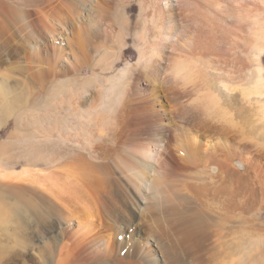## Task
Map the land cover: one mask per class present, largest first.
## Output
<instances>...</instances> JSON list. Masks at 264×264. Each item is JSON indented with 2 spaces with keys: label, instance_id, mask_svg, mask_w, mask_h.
<instances>
[{
  "label": "bare ground",
  "instance_id": "1",
  "mask_svg": "<svg viewBox=\"0 0 264 264\" xmlns=\"http://www.w3.org/2000/svg\"><path fill=\"white\" fill-rule=\"evenodd\" d=\"M34 1L20 3L13 0H0V34L10 25L21 24L22 17L26 19L28 17L26 22H22L20 28L27 32L40 26L41 32L38 34L27 32L24 38L26 49L29 52L38 53L37 50L47 41L54 44L53 51L48 52L50 53L48 54L49 65L45 74L38 73L40 63V65L31 64V67L29 64L32 74H0V128L10 119L17 118L21 121L20 119L26 118L27 109L36 99V95L31 90L36 89L35 85L39 81L43 83L44 79L50 80V77L54 76L56 64L61 62V59L66 64L72 65L65 54V50L69 48L71 53H76L71 46L72 39L69 35V29L72 26L81 27L83 34L85 33L88 38L86 41L87 38L84 37L85 45L88 47L85 50L90 48L92 54L97 56V59L95 55L92 57L93 61L89 59L88 66H99L101 72L115 69V64L122 59L123 49L127 46L131 19L127 15L126 8L121 9V4L118 5L117 1L119 10V7L110 6L111 4L108 5L105 0L106 4L98 2L99 0H61V9L66 10L68 15L62 14L61 10L54 9L55 7H50L52 9L38 7ZM49 1L45 0L44 3ZM122 1H125L126 5L130 0ZM143 1L146 5L150 0ZM231 1L232 5L229 2L228 5L223 0H202V3L196 0L149 2L146 8L148 7L151 14L146 15L149 10L144 12L142 9L145 13H142V16L143 14L145 16L144 22H141L143 31L136 36L139 59L135 65L129 64L118 73L121 79H113L110 89L128 87L133 74H142L149 86L160 87L166 92L165 95L167 94L173 110L177 108V103L180 104L179 117L188 122L189 126L191 125L204 135L233 136L239 144L258 152L264 159V9L258 8V5L263 6L264 0H243L241 4L245 1L248 9L246 4L244 6L235 4L238 7L231 8L234 0ZM145 5L142 6L146 10ZM252 5L255 6L250 9ZM26 8H31L30 11L33 9L32 11L37 14L36 21L29 20L33 12H29ZM117 43H121L118 51ZM82 47L84 48V44ZM113 50H116L114 55H112ZM213 54H219L218 58H224L225 66L219 68L222 60L218 61ZM11 56L12 54H9V57ZM209 58L214 59V62ZM79 67L81 68V65ZM207 74L209 77L211 74H217V76L227 74L229 78H223L218 84L208 80L204 83L201 78L208 79ZM229 74H242V76L249 74V76L244 75L242 82L234 83V81H228L234 79V76ZM66 75L60 79L59 85H67L69 79ZM204 75L207 78H204L206 77ZM161 76L162 80H160ZM54 77L53 81H55ZM213 77L215 78L214 75ZM84 80L83 78L74 79L73 83L77 90L84 89L86 86L84 84L88 81ZM215 86L221 89L220 95L212 90ZM183 99L188 100L186 105L181 101ZM174 101L177 103L175 104ZM106 103L110 104L111 100ZM173 110L171 114L174 113ZM167 119L164 127L172 129L175 126L177 140L180 138L183 140V147L180 145L178 148L175 147L178 149H173L176 153L173 152V155L170 153V158L166 156L167 158L163 160L157 159V150L164 147L163 142L167 134L165 131V133L157 134L156 139L152 141V146L131 143L129 149L124 146L122 141L124 137L121 136L126 133V130L122 133L124 131L120 129L124 127V123H120L123 126L118 123L120 128L116 126L117 128L113 129L121 130V132L117 131L119 133L116 132L109 141H101L95 147L92 141L94 145L91 143L93 146L91 145L90 149L84 142L77 139H74L75 141L69 138L64 139V137L59 139L74 143L71 146L72 154L68 157L69 163L77 168L82 167L83 171L80 173L86 182L105 188L116 184L121 189L119 204H121L122 218L127 221L122 220L117 227L129 229L146 215H152L153 218L160 217L156 225L152 224L154 221L148 219L142 224L138 223V234L141 233L146 238L145 247L138 255L147 264H167L165 256L169 251L179 262L174 245L167 247L165 242L158 238L159 231L165 233L169 231L171 237L175 238L177 248L182 250L191 246L190 243L193 240L208 241V245L200 244L204 248L198 251L202 252L201 255L205 254L206 263L198 262V259L196 261L188 259L184 262L186 264H264V213H262L264 205L254 207V201L253 208L247 210L246 206L250 203L245 204V198L248 195L245 196L243 189L247 174H250V177L253 173L262 171L264 166L261 161L257 158L253 161L254 154L247 150L248 153L245 152L246 155L243 156L244 161L240 162L244 166L242 171L239 164L235 162L240 156L238 153L241 150L237 151L239 146L225 143L226 141L224 142L222 138H217L216 142L207 137V140H201L197 133H190L187 127L178 126L175 123L178 119L176 121L171 117ZM31 163L32 161L28 162L21 172L8 174H5L7 171L4 164H0V187L9 185L12 188V201H7L0 195V214L5 211V213H14L21 217L23 213L29 211L35 217L39 216V206L36 202L38 186L45 187V191L57 197V192L54 191L57 188L54 187L59 185L58 181L62 180H57L59 174H55L57 173L55 171L51 173L44 171L43 174V171L32 167L34 165ZM236 168L240 171H234ZM240 172H245L246 175L243 173L242 176ZM61 174L60 177L63 178ZM67 183L69 184L70 181ZM57 187L60 189L61 186ZM68 188L71 189L69 186ZM261 189L262 201L260 199L259 201L264 204V187L263 191ZM60 191L63 193V188ZM42 199L48 204L51 203L47 196H42ZM168 206L171 210L169 215L162 211V208ZM92 210L88 211L80 222L92 224L95 220H100L99 215ZM212 220L216 222L213 223ZM178 233L180 239L186 236L183 241L176 236ZM197 233L203 235L204 239L203 237L196 239ZM148 246L153 248L155 256L150 254ZM198 247L197 250H199Z\"/></svg>",
  "mask_w": 264,
  "mask_h": 264
},
{
  "label": "rangeland",
  "instance_id": "2",
  "mask_svg": "<svg viewBox=\"0 0 264 264\" xmlns=\"http://www.w3.org/2000/svg\"><path fill=\"white\" fill-rule=\"evenodd\" d=\"M13 1L25 3L26 1L33 0ZM42 1L43 0H35L34 2H36L35 4L38 5V7L43 6L44 9H52L50 7H55L54 9H60L62 14L68 15V12H66V10L61 9V0H50L48 3H44L45 0L43 2ZM103 1L99 0L98 2L106 4L105 1H107L108 5L111 4L110 6L119 7L116 5L117 1L118 5L121 4V9L126 8L127 15L131 19V30L127 37V46L123 49L122 59L115 64V69H113L112 71L101 72V68L99 66H88L87 63L89 59L93 61L92 57L94 55L96 56V54H92L93 52H91L92 50L90 51V48L85 50V48H88L85 45V42L88 40V38L86 37L85 33L83 34V30L81 29V27L79 25L72 26L69 29V35L70 39H72L71 46L74 51L76 50V56L74 53L70 52V48L65 50L66 58L69 59L72 65L66 64V62L62 61L61 59V62H58L56 64L55 70L53 72L55 81H53V77H50V80L49 78H46L44 79L43 83L39 81L38 84H36L37 86L35 85L36 89L33 88L31 90L33 91L32 93L36 95V99L32 101L31 107L27 109L26 118L24 120L20 119L21 121H19L17 118H13L12 120L10 119L0 128V157L1 154H3L2 158H0L2 159L0 160V164H4L5 170L7 171L5 174L14 172L18 173L19 171L21 172L23 168L27 166V163H30L32 161L31 164L34 165L32 167H34L38 171H43V174L44 171H48V173L55 171L57 172L55 174H59V178L57 180L62 179L61 181H58L59 185L55 181V185H57H54V188L57 189H54V191L57 192V197L51 196L47 191H45V187H36V202H38L37 206H39V216H37L38 218L29 211L23 213L24 216L21 215V217L20 215L18 216L14 213H5V211L0 214V264H147V262L138 255L146 244L145 236L141 233L138 234L137 232V228L139 227L138 223L142 224L148 219L150 221H154L152 222V224L156 225L159 222L160 217L157 216L158 218H155L154 216L153 218L152 215H146V217L143 216L139 221L135 222L129 229H120L119 227H117L122 220L127 221V219L122 218L121 204H119L122 194L121 189L116 186V184L112 185L113 187H109L110 189L108 187H106L108 188L106 189L105 187L97 186L94 183L90 184V182H86L80 173L83 171L81 169L82 167L77 168L69 163L70 161L68 157L72 154L73 150L71 146L74 143L69 141H61L59 139L61 137H64V139L69 138L72 140L77 139L79 141H82L90 149L93 142L95 144H93L95 147L101 141H109L117 131L121 132V130L118 129L120 128V126L124 125V127L120 128L123 129L122 131H124L122 133H125L126 130L125 135H121L124 137L122 138V141L124 146L127 147L126 149H129L131 147L129 146L131 145V143L141 145L144 144L145 146L149 144L148 146L150 147L153 145L152 141L156 139L157 134L165 131L167 134L163 142L164 147L161 150H157V159L160 158V160H163V158H170V153H172L173 155V152H175V150L173 149L178 148L179 145L183 147V140H180L181 138L177 140L178 136L176 130H174L175 126L172 129L170 127H164L168 120L167 118L171 117L172 119H175V121L176 119H178L177 122H175L178 126L181 125L182 127H187L190 133H197L201 140H205L206 137L207 139L212 138L213 141H215L217 138H222L224 139V142L226 141L225 143L239 146V149L237 151L241 150L238 153V155L240 154V156L235 160V162L239 164L238 166L240 169H242V171L244 169V166L240 164V162H242V160L244 161L243 156L244 154L246 155L245 152L248 153V151L254 154L252 159L253 161H256L255 158H257V160L261 161L262 166H264V159L262 158V156H260L258 152L250 150L247 146H244L241 143L239 144L238 140H236L235 137H226L223 135L218 136V134H205V136L202 132L195 130V128L191 125L189 126L188 122H186L185 120L183 121V119L181 120L178 111V106H180V104L178 105L177 101H174L175 104L177 103V108H174L173 110V108H171L170 106L171 102L166 96L167 94L165 95L166 92H164L160 87L152 88L151 86H149L142 74H133V79L128 87L122 86L117 90L110 89V85L113 83H111V81H113V79H121L120 74L118 73L121 70L125 69L129 64L135 65L137 63V60L139 59V51L136 47V36L138 33H141V31H143L141 25L145 19L144 12H147L149 10L148 7L146 8V6L149 2L152 3L153 0H150L149 2L146 1L148 2L146 5L144 3L145 1L143 0H128L129 4L126 5L124 3L125 1L122 0H120L121 2H119V0ZM128 1L126 3H128ZM197 1H200L202 3V0H196V2ZM223 1L227 4L228 2L229 4L232 3L231 0H226L227 2L225 0ZM234 1V5L230 6L231 8H235V6L237 5L244 6L246 4L245 1L244 4H241V2L243 3V0ZM238 1H240L239 4ZM219 2L223 3L222 1ZM142 5H145L146 10ZM245 6L248 9V5L246 4ZM254 6L252 5L249 8L251 9V7ZM120 7L118 8V10L120 9ZM258 8L264 9V4L263 6L258 5ZM26 9H28L31 13L33 12L31 14V17H29V20L31 22L32 20L33 22L36 21L38 19V16L36 13H34V11H32L33 9L31 11L29 8ZM142 9L144 10V12ZM142 13H144L143 16ZM147 14H151L150 10L148 11V13H146V15ZM27 19L26 17H22V19H20L21 24L23 21L26 22ZM21 24L17 23L15 26L10 25L0 34V74H32L30 73L32 72L30 70L31 64H41L40 71L38 73L45 74L44 72H46L49 65L48 54L53 51L54 44H52L50 41H47V43L40 47V51L37 50L38 53L32 51L29 52V50L26 49L24 39L25 35L27 34V32H34L37 34L40 33V26H36L26 32L25 30H23V28H20ZM84 37L87 38L86 41ZM83 44L84 48L82 47ZM119 44L121 43H117V51L120 47ZM83 50L85 51V53ZM82 52L84 55L82 54ZM115 52L116 50H113L112 55H114ZM32 53H34V55ZM9 54H12V56L9 57ZM37 54H39L40 56H37ZM213 55L215 56V58L217 57L218 61L219 59L220 61L222 60L219 68L225 66L224 58H218L219 54ZM86 56L88 58H86ZM212 58L209 59L211 60ZM106 59H108V57ZM109 60L111 61L112 59H110L109 57ZM211 61L214 62V59ZM80 65L81 68L79 67ZM75 67L77 68V70ZM18 70L20 72H18ZM35 73L37 74V72ZM62 74H67L66 76L69 79V82L65 86L59 85L60 79L64 76ZM211 75L209 77L207 74L208 79L205 80L201 78L202 80H204L201 81L204 83L207 80L213 82L215 81L216 84H218L219 81L223 78H229L227 74H219L218 76L217 74ZM213 75L215 76V78L213 77ZM222 75L224 76L222 77ZM229 75H233L234 79H229L228 81H234V83H236L237 81L242 82V80H244V75L247 77L249 76V74H243V76L242 74ZM207 76L204 78H207ZM76 78H83L85 79L84 81L88 80L87 83L85 82L84 85L86 86H84V89L82 91L77 90L75 84L73 83L74 79ZM160 80H162V76L160 77ZM212 90L216 94L220 95L221 89L218 86H215V88ZM106 97L108 98V100ZM102 98H106L104 99L105 101L102 100ZM184 99L181 101L184 105H186V102H188V100L184 101ZM110 100L111 103L107 104L106 101L110 102ZM94 103L96 105H94ZM104 103L106 104L103 106ZM173 104L172 106L174 107L175 104ZM172 110L174 111V113L171 114ZM175 111L177 112V114ZM27 113L29 114L27 115ZM165 114H168V116L166 117ZM120 120L122 122H120ZM17 123H19V125H17ZM118 123L124 124H120V126H118ZM116 126H118V129L114 131V128H117ZM134 131L137 134L134 133ZM11 136H13V138H10ZM99 139L100 141H98ZM125 144H127L128 146H126ZM176 144L178 145L176 146ZM159 155L161 157H159ZM240 169L236 168L234 171L239 172ZM263 172L264 167L262 168V171L256 172L257 174L253 173L251 175L252 178L251 176L249 177L250 174H247L250 179H248L247 177V179L245 180L246 183L243 187V189L245 190V196L248 195L245 198V204L250 203L249 206H246L247 210L252 209L254 205V207L264 205L260 203V201H262V199L260 198V188H262L261 191H263L264 187ZM259 173L262 175H260ZM60 174L63 178L60 177ZM240 174L246 175L245 172H240ZM85 178L87 179V177ZM68 181H70V183H74L68 184ZM8 186L9 185L0 187V195L5 197V200L12 201V188ZM57 186H63V193H60V189L62 190V188L60 187V189H58ZM68 186L70 188L72 186L73 187L69 189ZM103 188L105 190H103ZM3 191L4 193H2ZM42 196H47L50 199V205L47 202L43 201ZM253 203L254 205L252 206ZM90 210L95 211L97 215H99L100 220H95L92 224L82 221V224V222L80 221ZM162 211H165V213L169 215V211L171 210L168 206L162 208ZM262 213H264V210L262 211ZM212 221L213 223L216 222V220ZM166 233L159 231L157 236L159 239L165 242L167 247L172 244L174 245L173 247L175 249V255L177 256V260L179 261H176V259L173 257V254L170 253L168 248L169 253H167V255L165 256V261L167 262V264H186L184 262L188 259L195 261L198 259V262L206 263L205 254L201 255L202 252L199 253L198 251H200L201 248H204L205 244L208 245V241L205 242L203 240L200 242H196L195 240H193L190 243L191 246H188V248L182 250V248H177L176 243L174 242L175 238L173 239V237H171L169 231ZM197 234L198 236L196 237V239H198V237L199 239L203 237V235H201L200 233ZM199 234L201 235V237ZM176 236L179 238L180 234L178 233ZM185 237L186 236H183L181 237V239H179L183 241ZM197 244L199 247L197 246ZM200 244L204 246H201ZM196 246L199 248V250H197ZM147 248L150 254L155 256V252L152 250L153 248L151 246H148ZM147 257L144 258L147 259Z\"/></svg>",
  "mask_w": 264,
  "mask_h": 264
},
{
  "label": "trees",
  "instance_id": "3",
  "mask_svg": "<svg viewBox=\"0 0 264 264\" xmlns=\"http://www.w3.org/2000/svg\"><path fill=\"white\" fill-rule=\"evenodd\" d=\"M263 60H264V58H263Z\"/></svg>",
  "mask_w": 264,
  "mask_h": 264
}]
</instances>
